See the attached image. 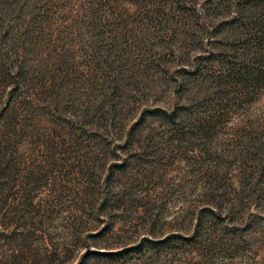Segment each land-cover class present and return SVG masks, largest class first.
Instances as JSON below:
<instances>
[{"label":"rangeland","instance_id":"1","mask_svg":"<svg viewBox=\"0 0 264 264\" xmlns=\"http://www.w3.org/2000/svg\"><path fill=\"white\" fill-rule=\"evenodd\" d=\"M251 1L104 0L132 36L108 64L88 0L0 16V264H264V79L231 84L264 67Z\"/></svg>","mask_w":264,"mask_h":264},{"label":"trees","instance_id":"2","mask_svg":"<svg viewBox=\"0 0 264 264\" xmlns=\"http://www.w3.org/2000/svg\"><path fill=\"white\" fill-rule=\"evenodd\" d=\"M254 1L255 0L251 2ZM103 3L104 0H88L87 4L83 3V14L80 25H83V29L87 31V35L89 37V39H87L89 43L88 45L97 55L99 63L102 62L108 64L110 62V58L114 53V50L110 45H128L127 42L131 40L132 36L128 37L127 34H123L124 36H119L120 40L118 37L106 38L107 30L110 28V25L109 18H105L102 13L104 6ZM254 3L255 4L253 7L258 9L256 15L258 16L259 24L261 27V35L259 36L258 48L259 52L262 53L260 54L261 58H264V0H257ZM33 6L31 5L30 0H0V16L3 17V15L6 14L11 15L15 11H23L22 9L25 8L28 11V9L30 8L31 10L27 13V15H29V24L27 27H33H31L32 29L27 30V34H31L32 32L41 30L43 28V23L47 22V18L41 17L37 13V8H34ZM110 39H112L111 44L109 43ZM2 57L3 58L0 60L1 70L2 72H4V74L10 73V71H7L5 67L10 68L11 70V67L13 69L14 66L11 65V62L8 58H5V54H2ZM263 68V65L262 68L260 66H256V68H254L253 66L251 67L249 65H245L244 67L240 68V70H238L239 72H235L234 76L232 77L233 80H231V84L236 90L238 89L240 91H248L252 88H257V85H260V82L264 79ZM17 69L18 70H15L16 73H19L21 75V70H19V68ZM120 74L122 75V72H120ZM116 80L117 79L115 78L112 80V83L114 84V88L112 87V89L117 90V88L119 87V83H117ZM149 112L153 115H158L161 117H165L166 119H170L171 121H175V119L177 118L176 113H168L162 108H153L149 110ZM151 244L156 245L157 243L151 242Z\"/></svg>","mask_w":264,"mask_h":264}]
</instances>
